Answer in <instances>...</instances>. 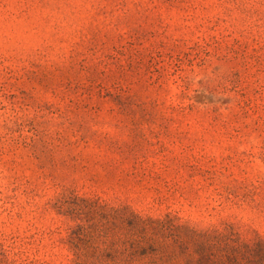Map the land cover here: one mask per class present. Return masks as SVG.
I'll use <instances>...</instances> for the list:
<instances>
[{
  "label": "rangeland",
  "instance_id": "1",
  "mask_svg": "<svg viewBox=\"0 0 264 264\" xmlns=\"http://www.w3.org/2000/svg\"><path fill=\"white\" fill-rule=\"evenodd\" d=\"M116 210L264 240V0H0V264Z\"/></svg>",
  "mask_w": 264,
  "mask_h": 264
},
{
  "label": "trees",
  "instance_id": "2",
  "mask_svg": "<svg viewBox=\"0 0 264 264\" xmlns=\"http://www.w3.org/2000/svg\"><path fill=\"white\" fill-rule=\"evenodd\" d=\"M55 205L59 213L91 222L86 200L63 197ZM115 214L117 235L105 232L103 248L97 246L92 227L81 224L72 231L68 244L75 251L73 264H264V240L243 239L231 224L199 229L169 216Z\"/></svg>",
  "mask_w": 264,
  "mask_h": 264
}]
</instances>
